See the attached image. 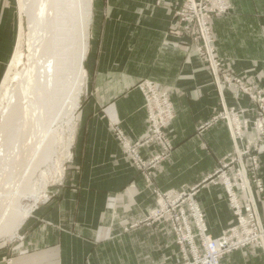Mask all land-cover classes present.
I'll use <instances>...</instances> for the list:
<instances>
[{"label": "crops", "instance_id": "crops-1", "mask_svg": "<svg viewBox=\"0 0 264 264\" xmlns=\"http://www.w3.org/2000/svg\"><path fill=\"white\" fill-rule=\"evenodd\" d=\"M181 1L91 0L87 83L72 162L55 198L26 220L22 240L0 246V264H178L181 252L171 229L145 225L157 206L153 191L196 188L208 234L216 239L234 216L226 190L209 177L226 156L247 147L263 187L259 193L253 185L251 195L264 225V136L253 127L256 103L227 87L200 59L197 43L175 16ZM226 2L225 14L209 22L214 57L221 73L264 93V0ZM145 80L170 95L175 117L166 128L171 150L143 146L139 155L146 164L161 160L139 170L116 132L131 143L143 139L147 120L137 85ZM221 110L237 112L238 122L215 120ZM242 121L248 130L237 141L230 126L242 129ZM250 156L244 157L246 168ZM220 264H264V250L245 247Z\"/></svg>", "mask_w": 264, "mask_h": 264}, {"label": "bare ground", "instance_id": "bare-ground-1", "mask_svg": "<svg viewBox=\"0 0 264 264\" xmlns=\"http://www.w3.org/2000/svg\"><path fill=\"white\" fill-rule=\"evenodd\" d=\"M22 7L30 30L27 67L12 78L0 110V239L15 237L43 197L34 191L35 162L49 157V147L40 152L38 139L77 108L86 74L91 0H24Z\"/></svg>", "mask_w": 264, "mask_h": 264}, {"label": "built area", "instance_id": "built-area-1", "mask_svg": "<svg viewBox=\"0 0 264 264\" xmlns=\"http://www.w3.org/2000/svg\"><path fill=\"white\" fill-rule=\"evenodd\" d=\"M195 0H190V11L195 19L194 22L198 28V38L202 41V49L199 52L202 54V59L211 66L212 72L218 76L217 68L219 63L214 57L213 40L208 26V16L211 13H225L229 6L224 0H210L214 2L210 5L207 13L205 8L201 10L196 6ZM218 6L219 10L215 8ZM203 11L205 18H200V12ZM223 78L228 86L234 84L244 94H246L253 102L256 103L257 115L254 121V126L260 136H264V93L262 91H254L251 87L245 86L239 78H231L228 75H223ZM141 89L146 98V106L148 114V129L146 136L141 140L142 146L150 143H157L163 150V153H168L172 145L167 139L166 128L173 119V106L167 93L162 96L157 93L154 86L144 82ZM154 101L156 108H151V102ZM226 119V118H225ZM230 120V118H227ZM230 126V125H229ZM234 139L241 140L244 132L248 130V124L244 121L242 129L232 127ZM120 146L127 157L133 162L134 166L139 170H149L161 160V156L155 157L150 163L146 164L137 153V144L131 143L120 131L116 132ZM139 141V142H141ZM138 143V142H137ZM250 156V151H244L228 155L221 162L220 174L215 175L222 179L225 187L227 200L232 207L236 223L222 233L217 239H210L206 232V224L204 218L197 206L194 196L196 189H183L180 192H158L159 198L158 208L155 209L152 216L155 220L167 223L171 226L172 233L175 237L177 246L181 252L180 264H220L221 258L240 250L245 247H256L264 250V225L256 211L255 204L252 200L251 190L254 185L259 193L263 192L262 183L257 176L258 166L254 156L249 159L252 162L251 173L247 171L244 165V157ZM164 157V156H163ZM251 174V175H250ZM237 190L244 196V201H239ZM190 220L193 221L197 233L192 231ZM199 238L202 244L201 251L195 247V238ZM187 247L189 251H187Z\"/></svg>", "mask_w": 264, "mask_h": 264}, {"label": "rangeland", "instance_id": "rangeland-1", "mask_svg": "<svg viewBox=\"0 0 264 264\" xmlns=\"http://www.w3.org/2000/svg\"><path fill=\"white\" fill-rule=\"evenodd\" d=\"M23 1L24 0H0V100H1L0 110H4V108H6L5 101H6L7 97L4 96V94H5L6 90L12 89L11 88V86H13L11 84L12 78L14 77V75L16 73L22 71L24 68L27 67V55L29 54L27 43H28V35L30 34V30H29V24H28V17L23 12V7H22ZM189 1L190 0H182L178 5H176V6H178L179 9L175 11V16H176V18H178L179 24L181 25L184 33L186 35H188L193 41H195L197 43V45H198L196 47L197 53H198L200 59L203 62H205V60L202 59V57H203L202 54L199 52V49H202L203 45H202L201 39L198 38V36H197L198 35V28H197V25L194 23L195 19H194L193 15L190 11V9H192V8H191V4ZM194 2H195L197 7L199 5L200 10L202 8H205L204 12L207 13L208 9L210 8L209 4L214 5L213 3L216 2V0H214V2H211V3H210V0H195ZM224 2L226 5H228L226 0H224ZM215 8L217 10H219L217 4H216ZM204 12L203 11L200 12V14H201L200 18L206 17V14H205V16H203ZM222 14H225V13H219V14L211 13V14H209L208 26L210 29V33H211V28H210L209 22L212 20L213 17L219 16ZM192 21H194V22H192ZM90 22L91 21L89 20V23L87 26L88 27V35H89ZM1 23H3V25ZM87 45H88V42H87ZM86 58H87V54H86ZM205 63H208V62H205ZM83 66H84L85 72H87L86 60H85ZM220 68H221V63H219V66L217 68V72H218V75H220L223 78V75H227V74L221 73ZM144 82H147V83L151 84L152 86H154L157 93L160 94L161 96L163 94H165V92H160L158 90L157 86L155 85V83H153L149 80H145L143 82H140L137 85V89L143 95L144 111L146 113L147 129H148L149 111H148L147 106H146L145 95L143 94V91L141 89V85H144L143 84ZM86 83H87V76L85 74L84 84H83L81 93L79 94V101L77 104V108L71 107L68 112L65 111L66 115L60 114L51 123L49 132L44 133V135L42 134L43 136H41L40 139H38L39 138L38 135H40L41 133L37 132V133H39V134H37L36 133L37 130L35 129V141H37V139L39 141H41V139L43 140V141H41L42 145L40 146L39 151L41 152V151L45 150L46 146L49 147V152H48L49 157L47 159L41 160L40 162H38L39 159H36L37 163L35 162V183H34L35 187H34V191H35V194L39 195V197H41V196H43V197H41L40 202L38 204H36V207L33 209L32 212L37 210L43 204H47L52 199H54L55 196L57 195V192H58L57 189L60 188V186L63 185V183H64L65 177H66L68 170H69V166L72 162L73 147L75 144V137H76V131H77V114H78V110H79V107H80L81 101H82L83 88L86 86ZM222 83H224L229 88L234 87V84H232L231 86H228L227 83L225 82L224 78L222 79ZM258 91H261V90H258ZM167 95L170 99V102L172 103L170 95L169 94H167ZM150 104H151L152 109L156 108V104L154 101H152ZM172 106H173V103H172ZM68 117L72 118L73 124L68 122V120H67V119H69ZM174 117H175V115H174V109H173V119H174ZM47 118L48 117L45 116L43 118V120L40 121V124L42 126L44 125V123L47 122ZM225 118L226 119L230 118V120L232 122H238L239 114L237 112L232 111V110L228 111V112L221 110L220 112H218L216 114L214 119L215 120H221V119H225ZM173 119H172V121H173ZM255 119H256V117H255ZM255 119L253 120V127L254 128H255V126H254ZM1 122H2V117L0 114V125H1ZM242 123H244V121H242ZM242 126H243V124H242ZM35 127H36V123H35ZM38 127H39V124H38ZM40 129H42V131H43V128L41 126H40ZM146 133H147V131H146ZM146 133H145L144 137L146 136ZM258 134H259V132H258ZM134 144L139 145L136 147L137 153L139 154L140 148H142L145 145H143V146L141 145L142 141L138 142V143H134ZM155 144H157V143H155ZM38 145H40V143ZM247 149L249 150V147H247ZM221 162H219V168L215 171V173L212 176L209 177V182L213 185L214 184L215 185L221 184L223 186V188L225 189V187L222 183V179L215 176V175L220 174L219 171L221 168ZM246 169H247V171H250L249 173H251L250 167L246 168ZM192 188H194V187H192ZM183 189H191V188L188 187V188H183ZM158 192H162V191H153L155 198H156V201H157V206H155L151 210V212H150L151 215L148 214V216L146 217L145 225L150 226L152 229L154 227H158L157 225H159V226L167 225L171 229V226L169 224L159 222V221L155 220L153 217H151L150 220L148 221L149 215L152 216L155 209L158 208V204H159V198L157 196ZM167 192H169V191H167ZM170 192H173V191H170ZM198 192L199 191L196 190V194L194 196V200L196 201V203H197L196 196H197ZM237 196L239 198V195H237ZM240 196L241 197L239 198V201L243 202L244 196L241 193H240ZM227 202H228V200H227ZM197 206H198V208H199V210H200V212L204 218V214H203L200 206L198 205V203H197ZM231 210H232V207H231ZM32 212L30 213V215L32 214ZM232 214H233V210H232ZM29 216L26 218V220H28ZM233 216H234V214H233ZM26 220L24 221V223L19 228L15 237L0 239V246L10 247L12 245H15L17 242H20V240H22V235H21L22 228L24 227ZM190 222L192 225V231L194 234H196L197 230L194 226V223L192 220H190ZM204 222H205V218H204ZM235 223H236V219L234 217V224L231 227H233L235 225ZM135 227L137 228V224L131 226L130 229H133ZM231 227H229V228H231ZM229 228H227L226 230H228ZM206 229H207V232H206L207 236L213 240V238H211L208 234L207 226H206ZM125 231H128V229H126ZM171 231H172V229H171ZM225 231H223V232H225ZM222 233H221V235H222ZM195 247L199 251H201L202 244H201V241L198 237L195 238ZM187 251H189L188 247H187ZM180 261L178 264H180Z\"/></svg>", "mask_w": 264, "mask_h": 264}]
</instances>
